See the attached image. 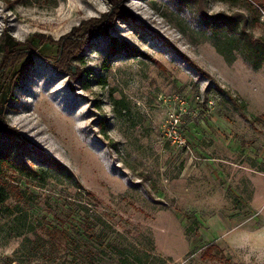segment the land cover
Returning a JSON list of instances; mask_svg holds the SVG:
<instances>
[{
    "label": "rangeland",
    "instance_id": "1",
    "mask_svg": "<svg viewBox=\"0 0 264 264\" xmlns=\"http://www.w3.org/2000/svg\"><path fill=\"white\" fill-rule=\"evenodd\" d=\"M223 15L264 41L254 0H0V264H72L77 247L116 264L106 243L139 264H237L222 230L264 204V61L234 37L230 62L216 51L205 22ZM85 216L100 243L77 237Z\"/></svg>",
    "mask_w": 264,
    "mask_h": 264
},
{
    "label": "trees",
    "instance_id": "2",
    "mask_svg": "<svg viewBox=\"0 0 264 264\" xmlns=\"http://www.w3.org/2000/svg\"><path fill=\"white\" fill-rule=\"evenodd\" d=\"M221 2H231L232 0H219ZM260 6L263 5L264 0H254ZM256 13L259 15V9H254ZM206 27L208 30H210L212 37H214L215 40H217L214 43V47L216 51L222 55L225 60L230 62V60L227 57L228 52L226 51V46H229L230 43L228 42V38H236L240 41H242L243 49L242 52L247 55V57L250 59V63L253 67L257 68L259 65L264 61V41L260 37H253L252 34L247 32L246 28V21L242 20L234 22L232 21L231 17H226L225 15L217 17V18H211L209 21H206ZM87 27L88 32L86 34H80L76 32L70 33L67 37L62 39L63 46H62V54L60 59H65L64 56L67 57V59H70L71 57L77 56L80 54L82 48L87 43V40L93 36H97L101 33V30L105 28V25L103 23L102 19H94L90 20L89 22H83L81 23L80 28ZM231 34V35H230ZM229 35L231 37H229ZM228 40L226 43L219 42L222 39ZM239 42V41H238ZM11 65V59L5 55L3 58V61L1 63V68H4L5 71L10 68ZM11 164V159L8 154L3 153V151L0 150V205L3 204L7 198L8 194L6 191V188L4 186L5 181V170L9 167ZM97 219H91V216H85L81 220L80 224L81 227L79 228L80 231H76V234L78 233L77 237L83 238L84 240H87L88 237L91 238L90 241L95 239V243H100L101 236L95 232L96 227V221ZM53 234H50V238L54 239ZM86 242V241H83ZM93 242V241H92ZM75 244V243H74ZM108 246L112 247V254L113 257H110L113 261H115L116 264H139V260H135V257H122L124 251L123 249L113 247L110 245V243H106ZM78 246V245H77ZM213 249V246L211 245L206 253L205 256H209L211 250ZM71 256V263L72 264H94L93 262L96 261V259L99 257V254H93L91 251H80L79 247H77L76 252L70 251ZM128 259H130V262L128 263ZM79 261V263H77Z\"/></svg>",
    "mask_w": 264,
    "mask_h": 264
},
{
    "label": "clouds",
    "instance_id": "3",
    "mask_svg": "<svg viewBox=\"0 0 264 264\" xmlns=\"http://www.w3.org/2000/svg\"><path fill=\"white\" fill-rule=\"evenodd\" d=\"M222 232V240L236 257L237 264H264V204Z\"/></svg>",
    "mask_w": 264,
    "mask_h": 264
}]
</instances>
